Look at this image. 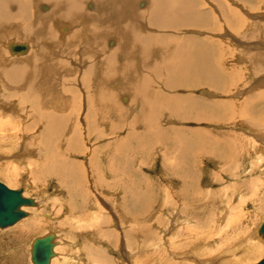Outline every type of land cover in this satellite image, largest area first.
<instances>
[{
  "label": "bare ground",
  "instance_id": "bare-ground-1",
  "mask_svg": "<svg viewBox=\"0 0 264 264\" xmlns=\"http://www.w3.org/2000/svg\"><path fill=\"white\" fill-rule=\"evenodd\" d=\"M240 1L244 4L251 2ZM234 2L236 0H0V147L10 150L14 157L9 170L0 169V178H5L11 185L18 184L23 178V173H18L22 172L18 171V164H24V173H28L30 182H38L43 177L57 178L60 186L75 198H71L73 206L70 208L66 203L68 197L61 209L52 210L53 215H49L47 209H51L48 206L57 207L58 201L55 205L46 200L48 206L42 207L39 200L27 197L25 190L20 188L23 196L32 199L35 205L23 206L25 217L12 226L0 228L6 230L16 226L9 231L10 234L2 235L16 239L19 252L14 254L16 249L7 252L12 264L20 257L21 243L24 242L29 245L27 252L33 264L34 241L49 235H53L54 245L50 264H58L62 259L67 264H111V259L106 256L108 250H103L105 247L117 251L124 264H251L262 261L264 236L260 229L264 220L255 229L254 218L264 211V25L255 22L251 29L248 27V31L244 32L262 43L247 45L241 42L243 38H232L236 49L233 48L230 54L235 53L233 57L251 74L249 79L252 82L245 84H250L251 88L246 90L244 87L248 95L241 103L243 105L238 107L231 103L206 102L192 96L188 99L186 96L184 101L183 97H177L179 89H193L201 84L220 89L221 77L215 80L220 74L212 68L215 64L209 63L211 45L206 42L209 40L199 35L202 31L223 28L218 18L212 15L214 11L218 12L232 34L240 35V31L243 32V13L249 19H257L251 13L256 6L247 5L248 13ZM186 30L198 36L186 35L183 33ZM27 39L32 41L28 42ZM18 47L21 49L17 50ZM241 69L236 73L229 71L238 77ZM240 95H243L242 92ZM156 103L161 105L157 106ZM213 108L225 110L227 119H223V112L206 116V111ZM242 109L248 110L250 115ZM227 110L236 114L230 116ZM195 112L200 113L201 119L205 117L222 126L225 120H237L235 118L239 113L247 116L246 120L236 121L241 124L240 128L236 134H232L233 142H228L227 146L214 138L206 144H193L187 140L184 130L164 128L160 119L168 115V118L185 120ZM127 114L133 115L129 123L109 124L111 119L120 121L119 118L125 115L126 118ZM107 126L112 134L117 133L111 144L105 139ZM33 130H38L37 134L21 147L19 139ZM122 131H126L125 135H122ZM171 133L180 143L174 159L185 162L184 166L180 163L171 168L183 171L182 168L188 165L189 172L192 167L190 161L186 163L185 157L190 160L188 154L195 156L200 153L201 156V152H204L211 159L219 161L221 166L231 163L233 159L247 157L254 173L248 171V167L245 169L243 163L239 164L238 170L246 175L247 180L220 189H224V192H217L221 194L219 206H216L214 199L211 200L214 205L209 202V206H199L205 200L203 196L215 194L212 190L201 192L203 186H188L184 192L188 197L185 199L188 202L183 203L185 207L181 199H176L178 192L160 186V190L169 198L167 208L163 203V208L157 204L159 214L168 217L164 229L160 226L161 220L156 217L148 221L137 217L140 213L139 196L128 197V204L119 210L114 207L111 210L104 203L103 207L111 210L119 220L120 233H116L115 237L110 236L107 230L109 221H106L108 216L103 214L100 218L101 209L95 205L96 191L109 186L104 173L101 174L99 170H103L101 167L104 164L107 165L108 158L122 157L129 166V158H133L135 153L153 141L159 144L167 141ZM81 139L97 145L88 159L89 170L83 169L84 164L70 157L72 152H84L83 145H79ZM39 141H44L43 145H39ZM258 142H261L260 145ZM177 144L173 143L174 150ZM79 147L82 149L79 150ZM226 147L233 153L228 156L230 161L222 162L220 153ZM29 148L34 149L35 153H31ZM250 149L257 152L251 153ZM126 166L121 164L116 171L124 174L125 179L131 177L135 181L137 175H131ZM124 167L127 169L121 170ZM253 174H258L257 180L251 178ZM186 178H182L183 181ZM243 184L247 186L240 187ZM196 193H200V197L195 203L191 195ZM250 202L256 209L254 213L249 210ZM197 206L211 214H199ZM116 211L121 213L119 217ZM134 213L136 216L132 217ZM68 218L72 221V230L83 233L90 241L84 257L83 253H78L77 259H68L69 256L64 258L61 253L63 233L71 229V225L66 224ZM152 222H160V234H152L157 226ZM57 227L62 228V233L53 229ZM34 232L40 235L33 238ZM75 260L77 262L74 263Z\"/></svg>",
  "mask_w": 264,
  "mask_h": 264
},
{
  "label": "rangeland",
  "instance_id": "rangeland-1",
  "mask_svg": "<svg viewBox=\"0 0 264 264\" xmlns=\"http://www.w3.org/2000/svg\"><path fill=\"white\" fill-rule=\"evenodd\" d=\"M236 3L239 4V7L245 9V11L248 10L247 9L248 8L247 5L248 6H253V7L256 6L255 7L256 10L251 12V13H253V15L257 16V19H255V21L252 20V19H249V17H247V15H245L244 13L242 14L240 12V10L236 9V11H239L245 18V22H244L245 28H244L242 33L240 31V35L239 34H234V33L232 34L231 30H228V28L225 27L223 21H221L220 16H218V12L217 11L212 12V15L216 16L218 18L219 24H221V27H223V28L220 29V27L219 28L217 27V28H214L216 30H213V31H210V32L202 31L200 33L203 36L199 35L203 39L209 40V41H206V42L209 43L211 45V47L213 45L212 48L210 47V50H211L210 53L211 54L209 53V57L208 58H209V63L210 64H213V65L215 64L214 66L211 65L212 68L215 71H217L218 74H220V76L219 77L217 76V78L215 79V80H219V78L221 77L220 78V82L221 83L219 84L220 85V87H219L220 89L217 90L216 88L214 89V88H212V87H210L208 85L204 86L202 84H201V86H198V87L193 88V89H192V87L179 89L177 91V95L179 94V96H177V97H183L182 100L185 101L186 98L188 99L190 96H192L193 99L197 98V99H200V100H204L206 102H218V103H224V104L225 103H231V104H233L235 106L237 105L238 107L243 105L241 103L242 102L244 103V100H246L248 93L245 94V91L249 90V88H251V86H250V84L249 85H245V84L252 82L251 79H249L251 74H250V71L249 70L247 71V69L244 66L241 67L242 64L238 63L236 58L233 57L235 53L232 54V55L230 54L232 52V49L234 48V46H236L235 41H233L232 38H234V40H236L237 38H239V39L243 38L244 41H241V42H244V44H247V45L251 44V43L253 44V43H256V42H261V43L263 42V41L256 40L253 37H248V33H244V32L248 31L247 30L248 27L251 29L252 24H254L255 22H257V24L260 23V24L264 25V0H251L250 3H245V4L243 2H241L240 0H236V2H234L233 4H236ZM208 8L211 9V6L209 4H208ZM227 31H229V32H227ZM184 32L186 33V35L188 34V35L191 36V34H192L194 36H198L196 33H194V34L193 33H187L188 30L183 31V33ZM179 36H184L185 37V35H183V34H179ZM12 39H15V38H12ZM239 39H237V40H239ZM10 40H11V38H10ZM27 41L30 42L32 40L31 39H27ZM216 42H218L220 44L217 43L215 45ZM208 48H206L205 50L208 51L209 50ZM234 49H236V47ZM236 53H238V52H236ZM210 56H211V58H210ZM7 57H9V56H7ZM240 68H242V69L239 72L240 74H239L238 77L236 75H234L231 71H229V70H232V71H234L236 73L237 71H239ZM247 72H249V73L247 74ZM234 78H236V80H234ZM1 86L2 85L0 84V88H1ZM244 87L246 88V90H245ZM240 92H242L243 95H240ZM256 92H258V90ZM81 94H83V93H81ZM188 94H190V95H188ZM257 94H255V95H257ZM14 100H16V98ZM186 103H187V101H186ZM256 103H257V101H255L254 104H256ZM159 104L161 105V103H156L157 106H159ZM21 108H24V107L21 106ZM242 110L247 115H250V114H248V110H245V109H242ZM227 111H229V110H227ZM221 112L224 113V114L222 113L223 119H227V116H225V110L221 111V110H218L216 108L209 109V111L207 110L205 115L206 114L211 115L212 113H219L220 114ZM198 113L199 112H195V113L189 114L188 115L189 118L185 119V120L178 119V118H175V117L168 118V115H165V116L163 115L162 116L163 118H160V119L163 120L162 121V125H163L164 128L172 127V128H178L179 130H182V131L184 130L185 136L187 135L186 136L187 140L192 142L193 144H200V145L204 144V143L206 144V143H208L209 139L212 140L214 138V139H218L220 141H223V142H221V144H225L224 146H227L226 144H228V142H233V135L232 134H234L236 131H238L237 129L240 128L241 124L236 123V121L238 122V120H246L245 118L247 116L246 115L244 117V115L242 114L243 118H244L243 119L242 115L239 113L238 114L239 116H237L235 118L237 120H234L236 125L234 124V122H231L229 120H225V124L222 126V124H217V122L215 123V121L213 122V120H206L205 117L203 119H201L199 117L200 113L199 114ZM228 113L230 114V116H232L233 114L234 115L236 114L234 111L233 112L229 111ZM131 115L132 114H129V115L127 114V117L130 116L128 118L126 117L128 120L125 118L126 115L123 116L122 118L120 117L119 118L120 121H117V120L113 121L114 120V118H113V119H111L109 124H112V122H113V125L114 124L115 125H119V124L123 125L124 122L127 124V122L129 123V120L130 121L133 120L132 119L133 115L132 116ZM261 119H263V118H261ZM217 121H220V119H217ZM234 125H235L236 129L234 128ZM108 126H110V125H108ZM108 126H107L106 129L104 128L105 129V131H104L105 134L108 133V135L106 134L107 138H105V139L107 140L108 143L111 144L112 141L117 136V133H116V135L112 134L113 132L112 131L110 132V128ZM139 127H140V125H139ZM111 128H113V127H111ZM231 129H232V131H231ZM106 130H109V131H106ZM37 131L33 130L32 132L30 131L29 133H24L22 135V137H21L23 139L20 138L19 139L20 141L18 140L20 145L22 144L21 147H23V144H25L27 142H30L32 140V139H30L31 136L33 137L34 135H36ZM223 131H224V133H223ZM125 132L126 131H122V135H125ZM209 132H211V133H209ZM109 133H111L110 136H109ZM221 137H223V138H221ZM167 138H168L167 141H164L161 144H159V142H156V141H153L154 143L153 142L152 143L147 142L150 145H148L147 147H144L141 150H139L140 152L135 153L134 157H136L135 158L136 161H135L134 157L133 158H131V157L129 158V163H128L129 166H126L127 160L126 159L122 160V157H116L115 158L116 160L115 159L112 160V158L111 159L108 158L107 165L104 164V166L101 167V169H103V170H99L101 174L104 173L103 177L106 179L105 182L108 183L109 186L108 187H104V188L100 187L101 190L99 189L98 191H96V193L95 192H93V193L96 194L95 195V197H96L95 205H97L98 208L101 209L100 211H101L102 214H100V218L102 217L103 214L108 216V219L106 221H109L108 222V226H107V230H108L110 236L115 237L116 233L117 234L120 233L119 222H118L119 220L116 217H114V215L110 212L113 209L112 207H114L115 210L116 209L119 210L120 207L125 206L126 204H128V202L126 201V200H128L127 198L128 197H133V195H136L137 197L139 196V198H137V199L139 200L138 213L139 212L140 213L137 215V217L139 219L141 218V219L146 220V221L150 220V218H153V217L155 218L156 217L157 220L158 219L161 220L160 222L163 225H161L160 222L159 223H160V226H162L163 229H164L167 226V224H168V217L166 216V214L165 215L164 214H159L160 211L159 212L157 211V209H158L157 208V204L159 206H161L162 208H163V204L166 207L169 198L166 197L165 193H163L160 190V186H164L167 189L169 188L170 189L169 191L172 190L173 192L174 191L178 192L179 194L176 196L177 197L176 199L177 200L181 199L180 201H182L181 202L182 206H183V203L185 204L186 202H188V201L185 200L188 197H185L184 192H185L186 189H188V186L191 185V184L200 185L201 187L203 186L202 190H201V192H203V193H208L210 190L214 191L215 192L214 195H205V196H203V199H205V200H203L199 204V206L201 205V207H203V206H207V205L209 206V202H210V204L213 203V205H214V202H212L213 199H214V201H217V202H215V204L216 203L218 204V205L216 204V206H219L220 202L218 200L221 199L220 198L221 197L220 193L222 191L220 189H222L224 187L229 188L230 186L233 185V183H236V182H239L240 184H241V182L242 183L246 182V180H247L246 179V175L243 174V173H240L241 170H238V165L239 164L241 165V163H243L242 165L245 166V169H246V167H248V171L251 170V168L249 167V161L247 162V157H244V156L243 157H239L238 159L237 158L233 159V161L231 163L229 162V164H225L224 166H221L219 161L211 159L212 157H210L209 155H206L204 152H201V154L203 153L201 156H199L200 153H198V155H195V156H191V155L188 154L187 156L190 157V160L187 159L186 157H185V160H186L187 164H189L188 161H190V165L192 167L191 168L192 170L187 172L189 170L188 169V167H189L188 165H187V167L182 168L183 171H181L180 168L179 169L171 168V167H174L176 165H180V163L182 164V166H184L185 162H183L181 160H180L181 162L180 161H175L176 158L174 156L178 154L177 149H179L178 147H180V143L177 142L175 137H173L172 133L168 134ZM189 138H191V139L189 140ZM192 139H193V141H191ZM173 140H174V142L178 143L177 147L175 148V150L173 148V143H174ZM7 142H9V141H7ZM224 142H226V143H224ZM43 143H44V141H39V145H43ZM80 143H79V145H81V146L83 145V151L84 152L81 153V154L72 152L71 154L72 155L74 154V155L73 156L71 155L70 157H72L71 159L74 158L75 162L84 164L85 168H84V165H83V169L87 170L88 169V159L90 158L89 157L90 153L92 152V150L95 147H97V145H96L95 142H91V141L88 142V141H85V140H82V139H81ZM260 143L258 142V145H260ZM87 144H89V145H87ZM15 145H16V142H15ZM161 145H163V146H161ZM21 147H20V149H21ZM0 149L2 150L3 148L0 147ZM29 149H30L29 151L31 153L34 152V149H31V148H29ZM80 149H82V147H79V150ZM236 149H238V148L236 147ZM240 149L242 150V148H240ZM1 150H0V169H5V168L8 169V168H10L12 166L11 162L13 161L14 157L12 156V154H10V150H8V149H3L2 151ZM4 150H6V151H4ZM250 150H251L250 152L253 153L254 150H252V149H250ZM29 151H27V152H29ZM109 152H112V151H109ZM254 152H257V151H254ZM4 153H5V156H4ZM84 153H86V154H84ZM231 153H233L232 150H229L227 147L224 148V152L220 153L221 154V159H223L222 162L230 161L228 159V156H231ZM1 154H2V156H1ZM30 159H31V161H33L32 157H30ZM227 159H228V161H227ZM113 161H114V163H113ZM121 164L123 166L125 165L128 168V170L131 173V175L132 174H133V176L137 175L136 176L137 179L135 181H132L131 177L130 178L128 177V178L125 179L124 178V176H125L124 174H120V173H118L116 171V170L120 169L119 166ZM114 165H116V166H114ZM236 165H237V167H236ZM246 165H248V166H246ZM25 166L26 165H24V164H18V168H19L18 171H20V170L22 171V172H18V173L19 174L23 173V178H21L19 180L18 184H12L11 185L9 182H7L5 180V178L4 179L0 178V182L3 183L4 185H6L8 188H10L12 190H18L20 188H23L25 190L26 196L30 197V198H33V199H36L37 201L39 200L38 202L41 204L42 207H47L48 206V204H47L48 202H54V204L56 205L57 204L56 201H58L59 204L57 205V207L56 206H53V207L52 206H48V208L51 209V210L47 209V211H48L47 213L49 215H51V214L53 215V212H51L52 210H55L57 208L61 209V206L63 205V203L65 204L64 200L66 201V198L68 199V197H69V199H68V201H66V203L68 202L69 208L71 206H73L72 199L75 200V198L72 197L71 194L69 195L65 188H62L60 186V183L58 182L57 178H52V179L49 178L48 179L47 177L46 178L43 177L42 179L40 178V180L38 182L37 181L30 182L28 180V176H29L28 173H24ZM110 166L112 167V170L110 169ZM113 167H115L114 170H113ZM126 167L121 168V170L125 169ZM30 168L32 169L33 167H30ZM99 169H100V167H99ZM113 171H115V172H113ZM252 172L254 173V171H252ZM257 175L258 174H253L252 177L250 175H247V176L249 178L250 177L251 178L255 177V180H257L258 179ZM185 177H187V178L183 181L182 178H185ZM240 177H241V179H240ZM88 178L90 179V172H89ZM28 182H30V183H28ZM246 186L247 185L243 184L240 187H246ZM136 187H137V189H135ZM218 191H220V193L217 194ZM222 192H224V189H223ZM43 193H44V195H43ZM200 193H196V194H192L191 195V199L195 203H196L198 197H200ZM46 195H47V197H46ZM194 195H196V196H194ZM158 199H159V201H158ZM191 199H189V200H191ZM194 199H196V200H194ZM41 200H42V202H41ZM46 200H47V203L45 202ZM91 200L95 201L94 198H92ZM161 200H163V201L161 202ZM156 201H157V203H156ZM117 202H118V204H117ZM206 202H208V203H206ZM44 203H46V204H44ZM70 203H71V205H70ZM104 203L109 205L111 210H107L106 208H104L103 207ZM248 204L250 205L249 210L254 213V211L256 209L253 206L254 205L253 202H250ZM119 205H121V206H119ZM199 206H197L198 209H199V214H202L203 212H208L209 214H211L209 211H206V210L203 211L202 209L200 210ZM183 207H185V206H183ZM141 210H143V211H141ZM35 211H38V210H35ZM31 212L32 211H30V218H31ZM79 214H81V213H79ZM116 214L118 215L117 217H119V215H121V213H118V212ZM134 214L135 215H131V216L135 217L136 213H134ZM260 214H261V216H260ZM260 214H259V216L257 218H254L255 229H257L259 227V225L261 224V222L264 220V211L262 210L260 212ZM151 215H152V217H151ZM69 217H71V215H69ZM211 218H212V215H211ZM152 223L157 225L155 227V230L153 228L154 231H153L152 234H160L161 229L159 230V228H160L159 223L158 222H152ZM66 224H67V226L69 224L71 225L72 221H69V218H68V221H66ZM15 227H12V228H9V229H6V230L0 229V264H9V263L12 264L11 261H9L10 255L8 256V254H9V253H7L8 250L16 249V252L14 254L19 252V248L17 246L16 239L15 240H11V239H9L10 236H8L9 238H5V237L2 236L3 234H10L9 231L12 230ZM53 229H57L58 233H62L61 232L62 228H58L57 227V228H53ZM48 230L49 229L45 230L44 232L46 233ZM44 232H42L41 235ZM34 234H35V236H33V238L40 235V234L37 235V232H34ZM34 234H32V235H34ZM82 234L83 233H78V232H75V230H72V225H71V229L70 230L66 229L65 233H63V238H62L63 241L61 240L62 246L60 248L61 253L64 255L63 256L64 258H65V256H67V258L69 256L68 259H70V258L75 259V257L77 259L78 256H79L78 253H81V254L83 253L84 255L82 254V257H84L86 255V253L88 252V247L87 246H88V244H90V241L88 240L86 235H82ZM149 236H150V234H149ZM119 242H121V239L119 240ZM24 243L23 244L21 243L22 246H21V249H20L21 252L19 253L20 257H18L19 259L17 258L13 262V264H31L30 259H29V253L27 252L29 245H27L26 242H24ZM78 249H80V250H78ZM103 250L104 251L108 250V251H106V256L109 259H111V261H112L111 264H124L123 261H121L120 256H118L117 251H111L110 249H108L106 247ZM81 254H80V256H81ZM263 259L264 258H262L261 260H263ZM62 260H63V262H62ZM62 260H61V262L59 260L57 263L58 264H67V263H65L66 261L64 259H62ZM119 261H121V262H119ZM75 262H77V261L75 260L74 263ZM257 263H259V262L258 261L257 262H252L251 264H257Z\"/></svg>",
  "mask_w": 264,
  "mask_h": 264
},
{
  "label": "water",
  "instance_id": "water-1",
  "mask_svg": "<svg viewBox=\"0 0 264 264\" xmlns=\"http://www.w3.org/2000/svg\"><path fill=\"white\" fill-rule=\"evenodd\" d=\"M20 50L21 48H16ZM35 205L30 198L23 196V190H11L6 185L0 182V228H7L14 225L26 216L22 210L23 206ZM264 236V223L260 229ZM53 235L43 238H37L32 247V262L33 264H50L53 253ZM258 264H264V259Z\"/></svg>",
  "mask_w": 264,
  "mask_h": 264
},
{
  "label": "crops",
  "instance_id": "crops-1",
  "mask_svg": "<svg viewBox=\"0 0 264 264\" xmlns=\"http://www.w3.org/2000/svg\"><path fill=\"white\" fill-rule=\"evenodd\" d=\"M30 259V258H29Z\"/></svg>",
  "mask_w": 264,
  "mask_h": 264
}]
</instances>
